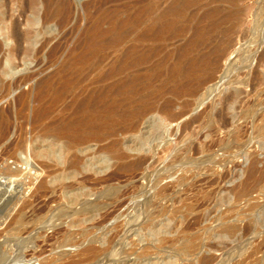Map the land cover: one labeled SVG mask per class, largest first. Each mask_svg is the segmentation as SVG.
I'll use <instances>...</instances> for the list:
<instances>
[{
    "label": "rangeland",
    "instance_id": "rangeland-1",
    "mask_svg": "<svg viewBox=\"0 0 264 264\" xmlns=\"http://www.w3.org/2000/svg\"><path fill=\"white\" fill-rule=\"evenodd\" d=\"M67 1L66 21L45 28L38 4L31 29L39 36L30 44L0 32V71H9L2 79L10 86L3 93L0 82V245L8 264H37L90 226L97 255L61 264L241 261L264 238V0H194L172 35L148 42L138 40L141 27L155 26L152 13L172 0ZM1 2L3 26L17 22L25 35L31 0ZM114 27L131 36L114 41ZM92 45L104 50L94 55ZM190 58L209 66L183 75ZM80 93L104 95L120 113L150 109L137 129L119 119L75 151L62 139L53 156L37 157L51 140L46 129L72 132ZM162 174L170 186L149 206ZM41 184L48 190L38 192ZM262 258L264 243L240 263Z\"/></svg>",
    "mask_w": 264,
    "mask_h": 264
},
{
    "label": "bare ground",
    "instance_id": "bare-ground-1",
    "mask_svg": "<svg viewBox=\"0 0 264 264\" xmlns=\"http://www.w3.org/2000/svg\"><path fill=\"white\" fill-rule=\"evenodd\" d=\"M193 1L194 0H181V1L180 0H172V1H170V4L165 8L164 11H160V12L158 11V12L152 13L153 15L157 16L156 18L158 20V23L155 26H149V27H144V26L141 27V26L137 25V27H141L138 40L142 41V42H148V41H154V39L161 37V36H164V35H168V36L172 35L173 30L178 25V24H176V19L178 17L185 16L187 9L189 7V4L192 3ZM38 4H40L41 8H42V19H43L44 28L48 24H50L54 21H59L60 23H63L68 18V15L70 12V9H69L70 5H69V2L67 0H31L29 9L32 11V13L29 15V17L27 18V21H26L30 30L27 31V33L23 36H20V34H19L17 22H14L13 24H11V26L10 25H4L3 26L4 20L1 17L2 13L0 12V32H2L1 33L2 35H4L5 41L13 40L16 44H18V42H20V40L23 39L25 42H27V44H30L32 42V39L34 38V36H36V35H37L36 37L39 36V32L37 30L31 29L35 24H37L39 22V17L36 14V11L38 9L37 8ZM0 6H2L1 0H0ZM1 26H3V27H1ZM4 28L7 29L6 32L3 31ZM110 29H113L111 31H113L115 33L114 41H119V39L121 40V38L123 39V38L131 36V33H130L131 30L124 32V33H120L119 29H116L115 27L110 28ZM103 34H104L103 32L100 33V35H103ZM137 37L138 36H135V39ZM47 42H48V40H45L44 43L46 44ZM6 45L9 46L10 44L7 43ZM4 46H5V43L0 42V55L5 48ZM92 46H93L92 54H94V55H96L99 52L104 50L103 46L102 47L101 46L97 47L96 45H92ZM128 53H130V52L128 51ZM10 56H11V54L4 55V58L6 57V59L8 60ZM128 57L131 58V54H129ZM67 60L68 59H65V58L63 59V61H62V67L63 68L67 66V64L69 62ZM206 66H209V61H206V60L202 61V59L190 58L188 60L187 67L185 69L183 67V69H184L183 75L190 76L191 74L195 73V71L197 69L207 68ZM8 72L9 71L6 72L5 70L0 71V82L2 83L1 87H2L3 93H7L10 90V86H7L6 83H4V80L2 79V74L6 75ZM48 84H49V88H50L52 86L51 81H47V85ZM58 95H59L58 96L59 98L67 95V92H65L64 87L61 90H59ZM27 96L28 95H25L23 98L26 99ZM74 101L76 102V104H78L77 109L79 111H77V113H79V115L73 120V123L71 125L72 127H68V129L72 132H70V134L69 133L66 134V132H68V130L66 128H63V127H57L55 129H53V128L52 129H50V128L46 129L45 133L49 137L48 139L49 140L51 139V140H50V143L48 144L47 147H45V148L39 147L40 149L37 148L34 150V153L37 157L50 158L51 156H53L56 153V150H55L56 144H58V142L62 139H64V141L66 143L65 148H63L66 150V152L75 151L79 148V146L82 144V142H84L85 139L103 134L105 130H107L109 127L111 128L112 123L118 121L119 119H125L126 121L130 120L129 125H130L131 129H137L139 124L141 125V120L145 116L146 111H148L150 109V105H145V106L140 107L138 109L131 106L128 109H124V111L122 113H120L122 111L121 110L122 106L121 105H117L115 107L111 106L109 101H107L105 99L104 95L97 96V95H87L84 93H80V94H77L75 96ZM40 116H42V115H40ZM0 117H2V119H3L4 114L0 113ZM120 157L124 158L123 156H120ZM77 164H78L77 161L73 162L72 167H76ZM139 164H141V163H138V166H139ZM142 164L140 166H142ZM108 167L109 166H107L105 164L102 166L103 169H107ZM165 176L162 174V176L158 182V185L154 186V189L151 192V195L154 199H152L150 202L148 201V203H150L149 206L152 205L151 203H152V201L155 200V197H157V195L162 196L166 192V188L169 184V180H167V181H164V180L169 179L170 177H165ZM177 178L179 179L178 181H180V182H186V180L188 179V175L181 173L180 175L177 176ZM43 181H44V179H43ZM149 182H151V181H149ZM162 182H164V183H162ZM180 185H181V183H180ZM169 186H170V184H169ZM40 190L47 191L48 187L45 186L44 184H41L38 187L37 191L39 192ZM42 191H40V192H42ZM39 194H41V193H39ZM143 198L147 199L148 197H143ZM189 200H188V198H186V199H183L182 202H189ZM87 206L88 205H86V207ZM140 207H142V205ZM146 207L143 210H146ZM87 208H89V207H87ZM87 210H90V209H87ZM140 210H142V208H140ZM154 212H155V210H154ZM151 214H152V212H150V213L148 212V214L146 216L149 217V216H151ZM236 227H237V225L229 226L230 229H234ZM96 231H97V229L95 226H90V227H86V229H83V232L81 234L82 235L81 238H78L76 235H73V234L69 237L70 240L63 247L69 246V247L73 248L71 250H75V252H76L74 256H72L70 254L71 250H67V249L63 250V249H61V248H63L61 246V247H59V250H57L56 252H51V253L43 256V257L37 256L35 258L38 262L37 264H61V263H63L61 261H65L67 263H70V262L73 263V262L81 261V260H87L88 261L90 258L97 255V253L100 250L98 247V241H97L98 233L97 234L95 233L96 235L95 234L91 235V238L88 237L90 234H92ZM74 232H76V231H74ZM87 237L89 238V242L87 244H85L83 242L85 241V239ZM261 240L262 241L256 243L253 246V248H251L252 250L250 249L251 251H249L248 253H246V255L243 256V259L241 261L235 262L234 264L244 262V261H246L245 259L247 257L257 255V253L259 251H261L262 244L264 243V238ZM82 244H85V246H83ZM119 246L120 245H118V247ZM144 248H146V247H144ZM144 248H142V247L138 248V244H137L134 249H136L139 252H143V251H146ZM2 249H4L3 244L0 245V264H8L10 258H9V256L6 258L4 257ZM234 254H235L234 252L229 254V255L227 253V257L226 256L225 257H226V259L229 257L232 260V257L234 256ZM256 258H257V256H256ZM13 259H15V258H13ZM262 259L264 261V258H262ZM262 259H261V261H262ZM26 261H28V260H26ZM12 262H14V261H12ZM247 262L249 263V261H247Z\"/></svg>",
    "mask_w": 264,
    "mask_h": 264
}]
</instances>
